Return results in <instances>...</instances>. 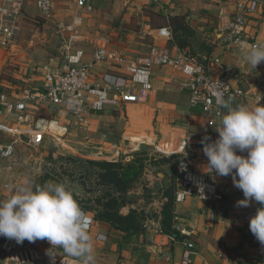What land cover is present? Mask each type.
Wrapping results in <instances>:
<instances>
[{
    "label": "crops",
    "instance_id": "obj_1",
    "mask_svg": "<svg viewBox=\"0 0 264 264\" xmlns=\"http://www.w3.org/2000/svg\"><path fill=\"white\" fill-rule=\"evenodd\" d=\"M51 1L54 7L51 21L60 29L59 34H62L64 45L69 43L72 36L66 28L74 25V32L77 35L74 36L73 47L83 49L86 53L85 59H89L95 49L103 46L112 51H119L127 60L135 61L145 58L153 45L167 46L174 53L188 51L192 55L186 52L187 54L206 67L211 66L214 77H219L226 66L235 68L237 72L235 84H239L249 93L237 103L230 101V107L259 106L252 95L255 92L264 93V70L248 63L245 59L248 49L244 45L264 40V0H252L246 14L247 41L238 44H234L228 39L227 34L220 31L226 20V13L234 11L235 0H166L160 6H146L140 0H87V5L92 7V11L80 7L78 0ZM28 2L25 1V8ZM34 6L36 8V0ZM174 17H183L194 37L189 38L185 51L177 46L174 36L168 41L157 35V30L161 28H171L173 35ZM16 42L17 38L15 45L9 50L0 49V71L8 60L21 62L17 57ZM63 59V53L61 55L60 52V57L53 56L50 61L52 64L49 65L32 67L24 62L19 63L21 69L15 73L18 87L13 88L9 83L1 81L3 90L0 93L7 92L15 99L24 88L43 92L44 67L47 66L52 72L58 73L62 69L63 64L60 63ZM216 60H219V63H215ZM152 72L155 90L151 93L149 101L143 105V108L149 111L140 117L148 120V114L151 115V111L156 110L152 131L153 135L157 133L158 137L154 138L151 144L157 146L158 150L165 144L167 148L165 155L168 157L161 158L175 162L173 156H176L177 164L185 139L190 145L203 147L201 141L215 130L214 120L201 108L190 109V93L185 87L186 79L182 75L170 68L159 66H154ZM105 75L126 77V71L111 63H102L93 69L94 81L102 80ZM132 105L135 104L128 105L130 110ZM117 110L121 109L109 108L101 114L91 116L87 133L96 138L98 135L104 136L107 124L115 122ZM48 122H57L59 130L68 124L76 126L65 110H56L48 103L42 105L30 103L23 113L0 115V131L13 134L14 141L17 142L24 136L31 137L37 125L47 126ZM54 126L55 124L53 128ZM104 139L102 138L101 142H104ZM4 145L0 144V147ZM104 148H108V145L105 144ZM131 154L125 157L127 161L131 159ZM238 154L246 156L247 152ZM116 156L119 154L112 158ZM154 165L155 174L159 177L150 181L153 192L156 187L158 191L174 184L177 187L176 167L168 170L159 163ZM194 168L201 173L207 172L204 165H194ZM218 183L223 193L221 202L205 203L196 196L188 197L182 203L174 202L175 224L180 225L195 242L199 253L193 259L194 264H202L203 259L216 264H264V260L257 255L252 233L244 219L247 211L257 210L261 205L253 200L248 207L238 206L237 202L245 197L242 190L234 186L231 175L218 176ZM159 198L160 200L153 198L148 203L143 200L146 206L154 210V217L152 216L147 223L145 233L138 237L126 236L111 229L96 220L94 213L83 210L89 223L94 264H184L185 245L182 239L171 240L170 235L162 232L161 213L167 198L164 196ZM139 201L142 203V200ZM130 210L131 208H125L123 213L128 214ZM213 211L216 212L215 217L211 214ZM63 254L66 255L64 251ZM68 257L72 264H81L80 258Z\"/></svg>",
    "mask_w": 264,
    "mask_h": 264
},
{
    "label": "built area",
    "instance_id": "obj_2",
    "mask_svg": "<svg viewBox=\"0 0 264 264\" xmlns=\"http://www.w3.org/2000/svg\"><path fill=\"white\" fill-rule=\"evenodd\" d=\"M140 1L146 6H160L166 0ZM251 3L252 0H235L233 13H226V20L220 27V31L227 34L228 39L234 44L247 41L246 14ZM78 5L92 11V7L87 5V0H78ZM53 8L51 0H36V9L45 19L52 17ZM24 9V0H0V49L9 50L15 45L19 32L18 24ZM66 29L72 36L64 47L61 71L54 73L47 66L44 67L45 90L41 93L24 88L20 96L13 99L9 93L1 92L0 115L23 113L30 103L39 105L48 103L56 110H65L80 131L86 133L91 124V116L101 114L109 108L122 109L126 105L138 104L145 94L154 92L152 68L159 66L170 68L186 79L185 87L190 93L189 107L201 108L213 118L215 130L208 137L214 141L218 138L216 126L220 123L221 113L227 112L217 103L216 93L222 92L225 100L230 98L234 103L246 98L249 93L239 84H235L237 72L234 67L226 66L219 77H214L211 66L206 67L186 52L174 53L167 46L153 45L149 54L138 61L127 60L119 51H112L106 46L98 47L89 59H85V51L73 47L74 36L77 35L74 32V25ZM157 35L168 41L173 37L171 28L158 29ZM251 45L264 46V40L250 42ZM102 63L115 64L119 69L126 71V77L105 75L102 80L94 81L93 69ZM215 63H219V60ZM258 66L264 70V62ZM252 96L256 104L264 105V93L255 92ZM48 123L47 126L37 125L34 135L30 138L35 147H41L49 131L57 129V122ZM60 129L61 132L68 131L67 126ZM0 159L5 165L3 168L0 166V179L5 180V188H10L12 179L7 174L20 166H26L23 165L24 161L16 142L0 147ZM207 163L208 158L204 155L203 147L190 145L185 139L176 164V203H182L192 196L205 203L223 200L218 183L219 175L201 173L194 168V165L207 166ZM181 164L185 165L183 169ZM256 213L255 209L245 213L244 219L248 225ZM211 214L213 217L216 216L215 211ZM174 229L180 234L185 245L184 264H194V257L199 255L195 242L180 225L175 224ZM169 237L171 240L176 239L173 236ZM252 241L258 257L264 260V244L253 234ZM51 249L52 245L47 240L35 242L25 240L23 244H18L15 240L0 237V264H72L71 259L63 254V249L57 247L50 253ZM202 264L216 263L203 259Z\"/></svg>",
    "mask_w": 264,
    "mask_h": 264
},
{
    "label": "rangeland",
    "instance_id": "obj_3",
    "mask_svg": "<svg viewBox=\"0 0 264 264\" xmlns=\"http://www.w3.org/2000/svg\"><path fill=\"white\" fill-rule=\"evenodd\" d=\"M28 1L18 24L17 57L22 63L32 65V67L52 64L50 62L51 58L53 56L60 57V52L62 55L64 51L65 45L62 40V34H59L60 29L51 21L52 18L47 21L39 15L34 6L35 0ZM189 38L193 39V34L184 41L186 43L184 51ZM19 63L8 60L6 66L0 71V83L4 81L12 85L13 88L18 87L17 85L19 84L15 80V73L21 69ZM60 64H63V61ZM6 89L12 91L9 88ZM2 90L3 87L0 84V91ZM150 98L151 93L145 94L140 103L132 105L131 110L128 105L121 110H117L115 122L107 124L104 136L99 137L98 135L96 138L87 132L80 131L73 124L67 125V132H61L59 129L50 131L45 136L44 144L41 147H35L30 142L32 136H22L23 138L21 137V141H17L16 145L24 161L23 165L26 166H20V168L14 169L7 174L12 179L10 188H5V180L0 179V200L10 197L16 187L25 184L35 187L45 183H67L78 192L77 199L81 208L95 214V211H91L88 208L96 207L94 201L103 196V190L105 189L103 186H97L99 181L95 178L90 179L88 177L87 170L91 172L93 168L86 161L122 162L124 164L141 162L144 166L143 171L127 194L128 206L126 209L135 208V210L142 212L143 228L146 227L151 217H154V210L146 206L143 200H146L147 203L152 201L153 198L160 200L159 197L164 196L167 189L170 188L161 189L159 187L158 191V187H156L154 190L155 195H153L154 192L150 181L159 177L155 174L154 163L166 166L168 170L176 167V156H173L175 162L174 160L170 162L166 158H161L168 157L165 155L167 152L165 144L160 146L161 150L151 144L153 143L152 140L158 137V134L153 135L152 131V126L155 125L156 110L151 111V115L148 114V120L143 116L140 117L141 114H146L149 111L145 110L143 105ZM162 133L166 135L165 132ZM102 138H105L104 142H101ZM12 142H15L13 134L0 131V144L6 145ZM105 144L108 145V148H104ZM117 153L119 156L112 158ZM130 153H132L131 159L127 161L125 157H128ZM68 158L79 159L82 162L71 163ZM0 166L2 168L5 166L3 161H0ZM93 171L96 170L93 169ZM164 189L165 191H162ZM139 200H142V203ZM161 200L163 201V199Z\"/></svg>",
    "mask_w": 264,
    "mask_h": 264
},
{
    "label": "clouds",
    "instance_id": "obj_4",
    "mask_svg": "<svg viewBox=\"0 0 264 264\" xmlns=\"http://www.w3.org/2000/svg\"><path fill=\"white\" fill-rule=\"evenodd\" d=\"M244 47L251 66L264 62V46ZM216 98L227 112L221 113L216 126L218 138L212 141L206 136L201 141L208 158L206 169L221 177L231 175L234 186L245 197L238 206L248 207L253 200L261 205L249 228L264 244V105L230 107V98L225 100L222 92H217ZM244 152L246 156L238 154ZM78 195L67 183L16 187L10 197L0 200V237L18 244L47 240L52 245L50 253L58 247L66 255L80 258L81 264H94L89 223Z\"/></svg>",
    "mask_w": 264,
    "mask_h": 264
},
{
    "label": "trees",
    "instance_id": "obj_5",
    "mask_svg": "<svg viewBox=\"0 0 264 264\" xmlns=\"http://www.w3.org/2000/svg\"><path fill=\"white\" fill-rule=\"evenodd\" d=\"M172 29L177 46L183 50L186 46L184 41L192 34L190 28L186 25L183 17H174L172 18ZM68 161L77 163L76 161L80 160L68 158ZM86 162L96 170L93 171V169H91V172L87 170L88 177L90 179L95 178L99 181L97 186H103L105 189L103 190V196L94 201L96 207L88 208L96 212V220L107 225L111 229L124 233L126 236L138 237L145 233L146 227L143 228L142 212L131 209L128 214L123 213V209L128 206L127 194L137 177L142 174L143 164H141V162L128 164L122 162ZM176 191L177 187L174 184L167 189L164 195V197L167 198V202L164 204L161 213L163 220L162 232L181 240L182 237L174 229V202Z\"/></svg>",
    "mask_w": 264,
    "mask_h": 264
}]
</instances>
